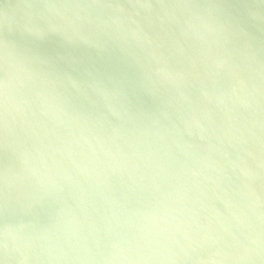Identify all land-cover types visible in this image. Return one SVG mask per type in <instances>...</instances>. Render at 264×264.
<instances>
[{
    "label": "water",
    "instance_id": "1",
    "mask_svg": "<svg viewBox=\"0 0 264 264\" xmlns=\"http://www.w3.org/2000/svg\"><path fill=\"white\" fill-rule=\"evenodd\" d=\"M0 264H264V0H0Z\"/></svg>",
    "mask_w": 264,
    "mask_h": 264
}]
</instances>
